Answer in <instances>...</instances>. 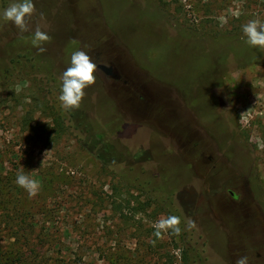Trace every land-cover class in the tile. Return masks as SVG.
Returning <instances> with one entry per match:
<instances>
[{"label":"rangeland","instance_id":"1","mask_svg":"<svg viewBox=\"0 0 264 264\" xmlns=\"http://www.w3.org/2000/svg\"><path fill=\"white\" fill-rule=\"evenodd\" d=\"M15 2L0 0V264H264V50L242 32L264 0H33L23 33L3 18ZM77 50L119 78L97 69L67 112ZM169 215L181 232L157 239Z\"/></svg>","mask_w":264,"mask_h":264},{"label":"clouds","instance_id":"2","mask_svg":"<svg viewBox=\"0 0 264 264\" xmlns=\"http://www.w3.org/2000/svg\"><path fill=\"white\" fill-rule=\"evenodd\" d=\"M35 11L33 0H19V2L12 3L3 10V18L12 22L23 33L30 30L29 22ZM242 32L249 46L264 50V22L258 19L250 20L242 26ZM50 40L51 37L47 32L43 31L40 25H37L31 40L32 45L43 52L45 49L41 45L50 42ZM96 70L97 64L85 51L77 50L72 53L70 66L61 76L62 87L58 99L63 109H79L85 96L84 90L95 83ZM15 182L27 191L30 198L37 195L40 188L39 182L24 174L23 171L18 173ZM180 224L181 218L179 216L169 215L166 218H161L153 225L155 229L153 235L157 239H162L163 234L169 230L173 234L179 235L181 232ZM188 226L193 227L194 222L189 221ZM236 264H248V257L241 256L237 259Z\"/></svg>","mask_w":264,"mask_h":264},{"label":"trees","instance_id":"3","mask_svg":"<svg viewBox=\"0 0 264 264\" xmlns=\"http://www.w3.org/2000/svg\"><path fill=\"white\" fill-rule=\"evenodd\" d=\"M233 34H237V33H233ZM233 37H235V36H233ZM236 38H238V37H236ZM70 111L71 110H67V112H70ZM70 115H72V112L70 113ZM63 121H64V119L60 113H58L56 116L53 117V122L57 125L59 131H63L65 129V127L63 125ZM79 124H81V123L79 122ZM75 127H77V125ZM91 136H92V141H94L98 138L97 134H92ZM102 148H104V147H102ZM95 155H96V157H98L100 159L102 165H106L107 159L104 157L103 153H100V151H97V152H95Z\"/></svg>","mask_w":264,"mask_h":264},{"label":"flooded vegetation","instance_id":"4","mask_svg":"<svg viewBox=\"0 0 264 264\" xmlns=\"http://www.w3.org/2000/svg\"><path fill=\"white\" fill-rule=\"evenodd\" d=\"M98 64H100V63H98ZM103 64H105V65H107V66H110V68H111L110 70L107 71V74H104V73L102 72L104 75H106V76H114V77L117 78V79L119 78V74H118L117 72L114 71V67H113V65H111L110 63H103ZM120 79H121V78H120Z\"/></svg>","mask_w":264,"mask_h":264},{"label":"water","instance_id":"5","mask_svg":"<svg viewBox=\"0 0 264 264\" xmlns=\"http://www.w3.org/2000/svg\"><path fill=\"white\" fill-rule=\"evenodd\" d=\"M97 69L103 72L104 74H107V71L110 70V66H107L105 64H97Z\"/></svg>","mask_w":264,"mask_h":264}]
</instances>
